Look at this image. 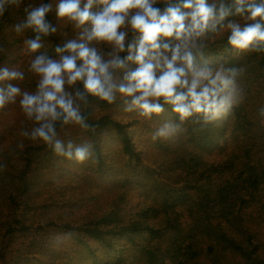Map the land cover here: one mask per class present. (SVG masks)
I'll list each match as a JSON object with an SVG mask.
<instances>
[{
    "label": "trees",
    "instance_id": "trees-1",
    "mask_svg": "<svg viewBox=\"0 0 264 264\" xmlns=\"http://www.w3.org/2000/svg\"><path fill=\"white\" fill-rule=\"evenodd\" d=\"M40 2L23 0L0 16V68L25 72L24 81L0 87L13 83L36 91L39 77L28 69L33 56L22 51L23 40L35 33L17 34L14 25L24 19V5ZM43 2L53 5L48 19L58 30L42 37L40 53L58 59L55 48L79 30L57 19L58 0ZM228 34L209 35L205 59L213 67H244L246 97L222 123L204 126L194 116L175 140L153 142L155 128L166 120L179 123L178 114L165 105L161 115L140 118L124 112L119 97L112 105L93 97L81 104L95 132L57 123L65 144L94 145V162L87 163L109 179L102 193L56 186L60 172L76 162L56 156L42 140L21 136L35 123L18 102L0 109V165H6L0 169V264H264V124L258 114L264 52L234 49ZM94 46L110 51L106 44Z\"/></svg>",
    "mask_w": 264,
    "mask_h": 264
},
{
    "label": "clouds",
    "instance_id": "clouds-1",
    "mask_svg": "<svg viewBox=\"0 0 264 264\" xmlns=\"http://www.w3.org/2000/svg\"><path fill=\"white\" fill-rule=\"evenodd\" d=\"M22 4L23 0H0V16ZM52 11L53 5L43 0L24 5V19L14 31L35 33L23 40L22 51L33 56L28 69L39 79L35 92L13 83L0 87V109L18 102L25 117L35 123L30 130L22 129L21 136L42 140L56 156L79 164L94 162V145H77L71 139L65 144L57 123L95 132L96 126L81 111L89 97L109 105L119 97L124 112L147 120L171 106L179 123L163 121L151 139L175 140L190 118L197 117L204 126L222 123L246 97L240 82L244 67H213L205 59L210 34L226 30L227 43L234 49L264 52V0H58L57 19L70 21L79 30L77 38L55 48L58 59L40 53L42 37L58 30L48 19ZM233 15L242 21L227 19ZM94 44H106L110 51L105 55ZM24 79L19 67L0 68V83ZM258 114L264 124V107ZM17 147L22 149L23 142ZM62 239L56 237L58 243Z\"/></svg>",
    "mask_w": 264,
    "mask_h": 264
},
{
    "label": "rangeland",
    "instance_id": "rangeland-1",
    "mask_svg": "<svg viewBox=\"0 0 264 264\" xmlns=\"http://www.w3.org/2000/svg\"><path fill=\"white\" fill-rule=\"evenodd\" d=\"M15 105L12 104L13 107ZM12 110L15 111V108ZM55 182L56 186L60 188L68 186L69 188L77 189L79 192L86 191L91 194L102 193L110 185L109 179L100 178L95 173V169L87 162L73 164L68 170L61 171Z\"/></svg>",
    "mask_w": 264,
    "mask_h": 264
}]
</instances>
